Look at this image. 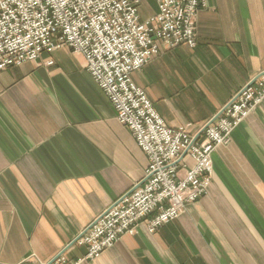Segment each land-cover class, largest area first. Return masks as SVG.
<instances>
[{"label":"crops","instance_id":"0c3cea01","mask_svg":"<svg viewBox=\"0 0 264 264\" xmlns=\"http://www.w3.org/2000/svg\"><path fill=\"white\" fill-rule=\"evenodd\" d=\"M195 31L194 48L132 74L168 126L191 131L264 71V0H205ZM212 164L204 195L178 217L152 234L144 221L83 260L86 246L71 243L142 179L147 158L82 56L63 47L0 71V264L64 249L65 264H264V99Z\"/></svg>","mask_w":264,"mask_h":264},{"label":"built area","instance_id":"2783aa9c","mask_svg":"<svg viewBox=\"0 0 264 264\" xmlns=\"http://www.w3.org/2000/svg\"><path fill=\"white\" fill-rule=\"evenodd\" d=\"M144 1L0 0V71L63 47L82 56L118 122L147 158L143 178L78 240L86 246L83 260L97 257L121 235L134 234L140 221L148 218L146 228L153 232L199 199L210 181L212 152L229 142L235 127L264 97L263 75L198 130L191 131L190 123L168 126L132 74L161 48L195 44V18L205 0H153L155 10L141 18Z\"/></svg>","mask_w":264,"mask_h":264},{"label":"rangeland","instance_id":"374dc122","mask_svg":"<svg viewBox=\"0 0 264 264\" xmlns=\"http://www.w3.org/2000/svg\"><path fill=\"white\" fill-rule=\"evenodd\" d=\"M146 1H147V2H144L143 5H140V8H141V9H140V16H141V18H144L145 16H147V13H148V10H147V9H150V8L152 9V8L155 6V3H154L153 0H146ZM195 25H196V18H195ZM195 39H196V31H195ZM196 44H197V40H196L195 44L192 45V46H191V45H186V44H179V45H176V46H174V47H170V48H161L160 52H159V53H158L153 59H151L147 64H149L150 62H152V61H153L155 58H157L161 53H163V52H165V51H167V50H171V49H173V48H175V47H177V46H186V47H189V48H194V47L196 46ZM56 50H57V49H56ZM53 51H54V50H53ZM69 51H70V50H69ZM70 52H71V51H70ZM71 53H72V52H71ZM39 57H40V56H39ZM39 57H38V58H39ZM38 58H37V59H38ZM37 59H35V60H37ZM28 61H34V60H28ZM51 61H52V60H51ZM24 62H26V61H24ZM21 63H23V62H21ZM21 63L13 64V65H11V66H9V67H7V68H10V67L15 66V65H19V64H21ZM52 63H53V61H52ZM52 63H51V64H52ZM42 64H44V65H51V64H48V60L44 61ZM147 64H146V65H147ZM146 65H145V66H146ZM145 66H143V67H141V68H144ZM7 68H5V69H3V70H6ZM141 68H140V69H141ZM84 69H85V65H84ZM140 69H138V70H140ZM3 70H1V71H3ZM85 70H86V69H85ZM138 70H136V71H138ZM86 71H87V70H86ZM136 71H135V72H136ZM87 72H88V71H87ZM89 75H90V74H89ZM263 75H264V71L259 72L254 78H252V79L250 80V82H253L254 80L258 79L259 76H263ZM132 78H133V77H132ZM92 80H93V79H92ZM133 81H134V80H133ZM250 82H248V83H247L245 86H243L242 88H244V87H246L247 85H249ZM95 84H96V83H95ZM96 85H97V84H96ZM136 85H137V84H136ZM97 86H98V85H97ZM98 87H99V86H98ZM139 87H140V86H139ZM99 88H100V87H99ZM140 88H141V87H140ZM242 88H241V89H242ZM141 89L144 91L143 88H141ZM241 89H239L237 92H239ZM144 92H145V91H144ZM237 92H236V93H237ZM236 93H235V94H236ZM145 94H146V92H145ZM235 94H234V95H235ZM146 95H147V94H146ZM232 97H233V96H232ZM106 98H107V97H106ZM263 99H264V97L259 101V103H260ZM108 101H109V100H108ZM150 101H151V100H150ZM109 102H110V101H109ZM151 102H152V101H151ZM259 103H257V105H258ZM152 105H153V104H152ZM255 106H256V105H255ZM112 107H113V106H112ZM254 108H255V107H254ZM254 108H253V109H254ZM253 109H252L250 112H252ZM250 112H249V113H250ZM249 113H248V114H249ZM248 114H247V115H248ZM247 115H246V116H247ZM115 116H116V113H115ZM246 116H245V117H246ZM116 119H117V118H116ZM208 122H210V121H208ZM185 124H186V123H185ZM190 124H191V123H190ZM239 124H240V123H239ZM183 125H184V124H183ZM191 126H192V124H191ZM174 128H175V127H174ZM128 131H129V130H128ZM233 131H234V130H233ZM233 131H232V132H233ZM231 134H232V133H231ZM230 140H231V136H230ZM230 140H229V142H230ZM229 142H228V143H229ZM228 143H227V144H228ZM227 144H224V145H227ZM219 146H220V145H219ZM217 147H218V146H217ZM217 147H216V148H217ZM216 148H215V149H216ZM213 152H214V151H213ZM213 152H212V153H213ZM211 155H212V154H211ZM188 165H189V164H188ZM183 173H184L183 170H182L181 172H178L179 175H182ZM212 173H213V164H212V172L210 173V181H209V183H210L211 180H212ZM140 180H141V179H140ZM138 181H139V180H138ZM138 181H136V182H138ZM136 182H135V183H136ZM135 183L131 186L130 190L133 188V186L135 185ZM209 183H208V185H209ZM208 185H207V186H208ZM206 188H207V187H206ZM130 190H129V191H130ZM124 195H125V194H124ZM203 195H204V194H203ZM203 195H202V196H203ZM202 196H201V197H202ZM201 197H200V198H201ZM200 198H199V199H200ZM199 199H197V200H199ZM197 200H196V201H197ZM196 201H195V202H196ZM113 202H114V201H113ZM113 202H112V203H113ZM106 208H107V207H106ZM106 208H105V209H106ZM105 209H104V210H105ZM104 210H103V212H104ZM103 212H102V213H103ZM102 213H101V214H102ZM101 214H100V215H101ZM153 214H154V212L151 213V216H152ZM100 215H99V216H100ZM179 215H180V213L178 214V216H179ZM178 216H177V217H178ZM97 217H98V216H97ZM97 217H96V218H97ZM96 218H95V219H96ZM95 219H94V220H95ZM147 219H148V218H146V219L140 221L139 224L145 221V224H144V225H145V228H146V221H147ZM174 219H175V218H174ZM93 222H94V221H93ZM169 222H170V221H169ZM167 223H168V222H167ZM91 224H92V223H91ZM91 224H90V225L88 226V228H87V229H86V230L80 235V237H81V236H82V235H83V234H84V233L90 228ZM139 224H138V225H139ZM165 224H166V223H165ZM163 225H164V224H163ZM158 228H159V227H158ZM158 228H157V229H158ZM157 229H155L153 232H149V231L147 230V228H146L147 232L150 233V234L154 233ZM123 235H124V234H123ZM121 236H122V235H121ZM80 237H79V238L77 237L78 239H77V241H76L75 243L78 242V240L80 239ZM115 242H116V241H115ZM112 246H113V245H112ZM109 248H110V247H109ZM107 249H108V248H107ZM105 250H106V249H105ZM105 250H102V252L105 251ZM62 251H63V250H62ZM62 251H61V252H62ZM64 251H65V249H64ZM61 252H60V253H61ZM102 252H100V254H101ZM60 253H59V254H60ZM62 253H63V252H62ZM62 253H61L60 255L58 254L59 256H58L55 260L52 259L53 261H52L50 264H58V263L61 262V260H63V261H64V264H65V262H66L65 259H64L63 257H61ZM55 257H56V256H55ZM55 257H54V258H55ZM27 260H31V261H33V262L35 261L37 264H47V263H48V262H45V263H44V262H41V261L38 260V258H37L36 256H34V255H30V256H28V257H27ZM50 261H51V260H50ZM50 261H49V262H50Z\"/></svg>","mask_w":264,"mask_h":264},{"label":"water","instance_id":"95a60500","mask_svg":"<svg viewBox=\"0 0 264 264\" xmlns=\"http://www.w3.org/2000/svg\"><path fill=\"white\" fill-rule=\"evenodd\" d=\"M79 237H80V236H79ZM79 237H78V238H79ZM78 238H76V239L71 243V245L74 244V243L77 241ZM62 252H64V250H63ZM62 252H61V253H62ZM61 253H60V254H61ZM60 254H59V255H60ZM59 255H57L55 258H53V260H55ZM53 260H51V261L48 262L47 264H50Z\"/></svg>","mask_w":264,"mask_h":264},{"label":"bare ground","instance_id":"6f19581e","mask_svg":"<svg viewBox=\"0 0 264 264\" xmlns=\"http://www.w3.org/2000/svg\"><path fill=\"white\" fill-rule=\"evenodd\" d=\"M218 115V114H217ZM217 115L211 120V121H213V120H215L216 118H217ZM122 125V124H121ZM135 141V140H134ZM136 143V142H135ZM143 152V151H142ZM144 153V152H143ZM146 156V155H145ZM184 156H185V154L184 155H182V157L184 158ZM143 178V177H142ZM193 203V202H192ZM189 204H191V203H189ZM188 205V204H187Z\"/></svg>","mask_w":264,"mask_h":264}]
</instances>
